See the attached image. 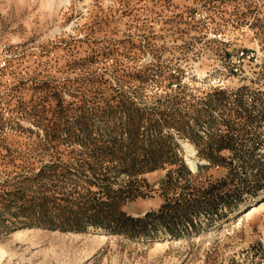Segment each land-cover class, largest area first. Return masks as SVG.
Masks as SVG:
<instances>
[{"label":"rangeland","instance_id":"obj_1","mask_svg":"<svg viewBox=\"0 0 264 264\" xmlns=\"http://www.w3.org/2000/svg\"><path fill=\"white\" fill-rule=\"evenodd\" d=\"M51 8L0 0V264H264V0Z\"/></svg>","mask_w":264,"mask_h":264},{"label":"bare ground","instance_id":"obj_2","mask_svg":"<svg viewBox=\"0 0 264 264\" xmlns=\"http://www.w3.org/2000/svg\"><path fill=\"white\" fill-rule=\"evenodd\" d=\"M70 0H42V4L46 7H53L55 5L59 6L61 4H66L67 2H69ZM53 9V8H51ZM202 73L204 74L205 71H202ZM182 145L185 147L186 149V159L189 161H192V158L196 155V147L187 139H181ZM202 162H206V159H202ZM192 169L196 170V166L193 164L192 165ZM251 206L255 209L257 206L256 204H251ZM238 214V212H232L231 217L235 216V214ZM228 220V219H227ZM215 231V229H212L209 233L206 231L204 233H201V236L204 235H212ZM4 254V251L0 248V257H2ZM4 257V256H3Z\"/></svg>","mask_w":264,"mask_h":264},{"label":"trees","instance_id":"obj_3","mask_svg":"<svg viewBox=\"0 0 264 264\" xmlns=\"http://www.w3.org/2000/svg\"><path fill=\"white\" fill-rule=\"evenodd\" d=\"M127 219H130V218H127ZM130 220L134 221V219H130ZM168 227H169V226H168Z\"/></svg>","mask_w":264,"mask_h":264}]
</instances>
